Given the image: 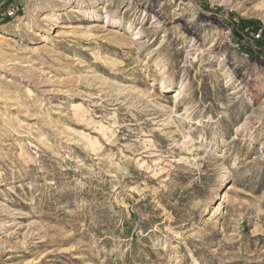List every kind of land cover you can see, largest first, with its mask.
I'll return each mask as SVG.
<instances>
[{
  "label": "rangeland",
  "instance_id": "374dc122",
  "mask_svg": "<svg viewBox=\"0 0 264 264\" xmlns=\"http://www.w3.org/2000/svg\"><path fill=\"white\" fill-rule=\"evenodd\" d=\"M76 1L0 0V264H264V0Z\"/></svg>",
  "mask_w": 264,
  "mask_h": 264
},
{
  "label": "bare ground",
  "instance_id": "6f19581e",
  "mask_svg": "<svg viewBox=\"0 0 264 264\" xmlns=\"http://www.w3.org/2000/svg\"><path fill=\"white\" fill-rule=\"evenodd\" d=\"M92 1V0H91ZM66 2V1H65ZM68 3V2H67ZM86 5H87V1L86 0H77L76 1V3H75V6H73V7H75V8H77L78 10H82V11H84V13L86 14V15H88V16H93V14L95 13V10H94V8H89V7H86ZM102 7H104V6H102ZM51 13H49V15H50ZM53 14V13H52ZM47 17V15H45V18ZM49 18H52V15H50V16H48ZM47 17V18H48ZM102 19L104 20V23H109V22H112L114 25H116V26H119V25H121V21L119 20V18H115V17H111L110 15H108V14H105V15H103L102 16ZM180 94V92L178 91L176 94H175V96L176 95H179ZM218 209V208H217ZM216 209V210H217ZM215 210V211H216ZM177 261V260H176Z\"/></svg>",
  "mask_w": 264,
  "mask_h": 264
}]
</instances>
